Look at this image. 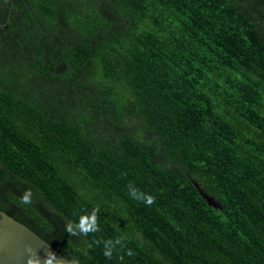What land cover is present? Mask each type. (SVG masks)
I'll return each mask as SVG.
<instances>
[{"label":"trees","instance_id":"trees-1","mask_svg":"<svg viewBox=\"0 0 264 264\" xmlns=\"http://www.w3.org/2000/svg\"><path fill=\"white\" fill-rule=\"evenodd\" d=\"M0 209L73 264H264V0H0Z\"/></svg>","mask_w":264,"mask_h":264},{"label":"water","instance_id":"water-1","mask_svg":"<svg viewBox=\"0 0 264 264\" xmlns=\"http://www.w3.org/2000/svg\"><path fill=\"white\" fill-rule=\"evenodd\" d=\"M198 192L208 204L217 206L199 187ZM0 264L73 263L25 224L0 209Z\"/></svg>","mask_w":264,"mask_h":264},{"label":"clouds","instance_id":"clouds-1","mask_svg":"<svg viewBox=\"0 0 264 264\" xmlns=\"http://www.w3.org/2000/svg\"><path fill=\"white\" fill-rule=\"evenodd\" d=\"M24 199H25V200H27V199H28L27 195L24 197ZM150 203H151V200H150Z\"/></svg>","mask_w":264,"mask_h":264}]
</instances>
